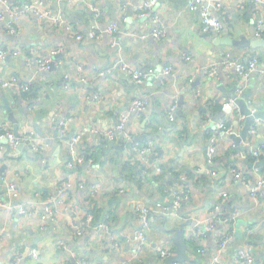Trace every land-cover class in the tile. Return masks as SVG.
Masks as SVG:
<instances>
[{"label":"crops","instance_id":"0c3cea01","mask_svg":"<svg viewBox=\"0 0 264 264\" xmlns=\"http://www.w3.org/2000/svg\"><path fill=\"white\" fill-rule=\"evenodd\" d=\"M143 1L42 0L43 8L61 14L72 31L86 36L82 41L75 39L66 24L57 26L33 12L14 19L6 14L5 20H0V46L10 50L9 57L0 60V79L16 84L0 86V128L19 136L34 131L39 141V150H34L27 141H22L17 148L7 142L0 143V163L6 175V179L0 178V196L6 204L36 205L42 212L67 176L73 175L88 186L97 183L102 186L98 195H92L90 189L68 192L66 206L56 208L59 223L54 228L41 222L37 215L20 217L5 206L0 207L2 262H12L20 252L25 257L21 264L121 263L128 259L135 246L124 240L122 250L101 246L94 226L84 223L88 211L98 207L105 219L110 218L116 232L130 236L138 225L135 206L154 207L160 200L169 201L170 193L166 194L185 185L182 177L186 176V184L192 189L191 201L167 217L158 216L148 236L152 248L173 246L175 253L173 230L186 223V215L208 222L223 206L222 221L215 230L207 232L202 242L190 241L192 226L187 225L185 241L190 261L184 263L210 264L217 252L219 236L233 231L220 259L226 264H235L236 253L250 245L258 262L264 264V259L259 258L264 256V189L259 203H255L246 185L260 177L264 179V167L257 170L250 166L264 160V116L252 124L256 133L249 134L247 142L240 141L245 153L262 149V157L257 160L251 155L246 156V161L233 159L229 152L234 140L221 136L214 126L223 120L234 127L238 138L242 134L247 117L237 105L233 107L234 101L227 94L235 86H239L238 96L247 94L249 106L255 111L259 108L264 111V33L262 37L255 36L257 16L253 14V0H222L221 10L215 13L226 28L221 34L202 31L201 15L189 7L192 0H159L153 14L166 28V36L161 41L152 36L157 25L138 15V5ZM92 6L101 11L100 30L110 23L119 27L115 42L104 32L96 39L87 37L94 21ZM6 8L0 0V15ZM260 15L264 20V4L260 5ZM227 37L259 40L262 44L239 49L216 46L215 41ZM55 50L60 51L53 57L58 64L49 71H40L38 60ZM226 56L241 62L257 58V73L243 80L223 65ZM120 62L143 74L153 69L156 75L149 77L140 88L119 66L115 67ZM211 65L218 66L217 75L212 79L202 74V69ZM79 66L82 72L77 70ZM167 67H173V74L161 77ZM110 68L113 70L108 73ZM66 76L71 80L66 81ZM24 84H28V89L21 91L19 87ZM136 98L148 100L149 108L144 114L131 116L126 129L142 146L148 142L153 144L156 154L151 162L161 172L152 171V174L160 178L159 182L139 174L138 166L134 172L125 169L128 163H141L140 158L130 148L123 147L128 144L123 135L117 133L114 140L108 138L119 124L120 115ZM229 100L233 102L228 108L225 104ZM175 101L179 108L172 121L168 113ZM6 102L13 110V118L5 109ZM208 114L213 121H207ZM58 122L60 125L67 122V131L55 137ZM85 127L90 132L80 143V153L89 155L93 163L85 162L70 172L66 167L69 136ZM212 137L218 138L220 156L215 165L218 176L211 175L206 157ZM258 143L261 145L256 147ZM234 167L242 171L241 177L234 175ZM11 182L17 186L18 200L9 195ZM120 189L124 194L116 193ZM224 194L228 195L227 201L223 199ZM236 212L241 213L240 217L231 219ZM79 227L87 232L78 235ZM200 247L207 250L205 255L197 252ZM33 248L39 249L38 258L28 256ZM165 262L154 250L143 260V264Z\"/></svg>","mask_w":264,"mask_h":264},{"label":"built area","instance_id":"2783aa9c","mask_svg":"<svg viewBox=\"0 0 264 264\" xmlns=\"http://www.w3.org/2000/svg\"><path fill=\"white\" fill-rule=\"evenodd\" d=\"M6 8V12L0 15V20H5L6 14L11 18H17L20 15L27 14V13H35L40 16L41 19L50 21L57 26L65 25L67 26L69 31H72L71 26H69L65 22V18L61 14H56L47 10L42 7V0H26L23 2L16 1V2H8L6 0H1ZM70 2H74L76 0H69ZM159 4V0H145L138 5V15L140 18L144 20H150L154 22L157 26L154 30H152V36L158 41H161L166 36V28L163 24L159 23V18L153 14V10ZM253 14L257 16L256 19V31L255 36L262 37L264 33V20L260 15V5L264 4V0H253ZM190 10L193 12H198L202 17V31L206 34L213 33V34H221L225 30V25L222 22L221 18L216 15L215 13L221 10L222 7V0H192L189 4ZM94 12V21L92 23L91 29L87 34V37L90 39H96L99 37L101 32L107 34L113 42L116 41L117 35L119 34V27L115 23H110L104 26L103 29H99V23L101 19V11L95 7H91ZM124 10L127 9V6H124ZM254 15V16H255ZM73 36L77 41H82L86 36L79 34L78 32L72 31ZM146 38V36H143ZM60 51L55 50L53 53L42 59H39L37 62V67L40 71L46 72L52 69L53 65H57L58 62L54 60V56L59 55ZM10 55V50L6 46H0V60H5ZM191 60V58H187ZM223 65L227 68L233 69L240 78L243 80H249L254 74L257 73L258 68V59L253 58L247 62H241L237 60H233L230 56H226L224 59ZM119 66L120 69L126 72L134 82L141 86L146 83V80L151 77L155 76L156 73L153 69H149L146 74L141 73L137 69L120 62L115 67ZM114 67V68H115ZM78 71L82 72V66L77 68ZM113 68L108 69V73H110ZM173 67H167L162 72V76H169L173 74ZM218 66L211 65L209 67L202 69V74L210 79L214 78L217 75ZM263 77V72H262ZM71 79L66 76V81H70ZM86 81V79H83ZM12 85H16L13 82H6L0 79V86L3 87H11ZM21 91H26L28 89V84L21 85L19 87ZM241 92V91H239ZM232 100H229L225 105L229 108L232 105ZM149 103L146 99H133L129 108L120 115V122L114 128L112 132L108 134V138L110 140H114L115 135L117 133L123 135L125 140L129 142H133V146L131 147V151L140 158L143 167L146 170L161 172L160 168L151 162V159L156 154L153 144L148 142L144 146L135 142V139L127 132L126 123L129 121L131 116H138L139 114H144L148 111ZM179 108L178 101H175L168 113V118L170 120H175L176 112ZM207 121H213V118L210 114L206 117ZM67 122H62L59 127V132L61 135H65L67 131ZM216 130L219 132L221 136H230L233 134H237L236 130L233 126L226 123L225 121H217L214 123ZM90 132V129L85 127L81 131L73 136L69 140V157L66 162V167L70 172L77 170L81 164L86 162V158L83 154L80 153V143L82 139ZM256 133V128L254 126L250 129V134ZM22 141H27L30 146L34 150H39V141L37 139V135L34 131H30L26 133L24 136L18 137L12 131L4 129L3 127L0 128V143L7 142L10 147L17 148ZM218 138L212 137L208 142V147L206 150V157L207 163L210 166L211 170L210 173L212 176H218V170L215 168L216 161L220 156L219 150L217 148ZM2 147L0 146V152ZM232 151L229 153L232 154L233 159H241L243 161L247 160V155H251L253 158L261 159L262 153L260 151L261 148L253 149L251 153H245L234 143L231 146ZM261 149V150H260ZM89 163H93V160L89 159ZM234 169V175L237 177H241V170L238 168ZM2 164L0 163V178L6 179L5 172H1ZM258 170V169H257ZM188 178L186 176L182 177L183 185L181 188L174 189L170 194L169 201H158L154 207H149L146 205H137L134 208V214L137 220V229L136 231L130 236H124L120 232H116L112 227V221H101L96 226H94L93 230L96 232V236L99 240L101 246H109L115 250H122L123 248V240L125 243H132L135 247L132 252H130L129 257L127 260L123 262H117L116 264H143V260L147 253L150 250L156 251V254L162 261H166L168 258L172 257L175 253L173 250V246L169 247H158L157 249H153L151 243L149 241V231L152 227V224L156 221L159 215H165L166 217L181 210L191 201L192 197V189L186 184ZM249 188L250 197L255 203H259V199L262 196V191L264 189V179L262 177L256 179V181L249 182L246 184ZM75 189H82L87 190L90 189V193L92 195H98L102 192L101 184L97 183L95 185L88 186V184L83 181H77L73 175L67 176L64 178L59 184L57 188L56 196L50 200L44 207L42 212L39 211L36 205H31L29 207L25 206H13L11 204H6L4 199L0 196V207L5 206L7 209L11 210L13 213L19 215L20 217L25 216H33L37 215L38 218L43 223H47L50 227H55L59 223V219L57 218L56 208L57 207H65L67 204V194L70 191H74ZM9 195L14 199H19V192L15 183L11 182L8 184ZM124 190L120 189L116 193L119 195L124 194ZM223 199L227 201L228 195L224 194ZM226 203V202H224ZM67 208V207H66ZM223 206L219 208L215 214L209 219L208 222H202L199 220H193V216L186 215L184 220L186 222H190L192 226L190 238L193 240L201 241L206 236L207 232L213 231L216 229L218 223L222 221L223 215L225 211L223 210ZM69 210V209H68ZM71 210V209H70ZM71 212V211H70ZM76 213V212H75ZM241 213L236 212L234 216L231 218H238L240 217ZM86 223H92V217H88L86 219ZM87 229V228H86ZM87 231L83 227H79L77 230L78 235H84ZM249 235L252 234V231L247 232ZM233 237V231H229L225 234L219 236L217 241V252L213 255L210 260V264H226L221 259V252L228 246L229 242ZM190 239V240H191ZM105 241V243H104ZM197 252L201 255H205L207 250L205 247H200ZM40 254L39 249L33 248L29 253L28 256L32 258H38ZM24 255L20 252H17L12 262H2L0 260V264H21L24 259ZM235 264H260L258 262L256 252L254 248L250 245H246L244 249L239 250L235 257H234ZM87 262L84 261L83 264ZM177 264H187V263H177Z\"/></svg>","mask_w":264,"mask_h":264},{"label":"water","instance_id":"95a60500","mask_svg":"<svg viewBox=\"0 0 264 264\" xmlns=\"http://www.w3.org/2000/svg\"><path fill=\"white\" fill-rule=\"evenodd\" d=\"M225 31H226V28H225ZM259 42H260L259 40H255L253 42L247 41L245 39L232 40L229 37H227V39H225V40L220 38L219 41H215V44L218 47H220V46H231V47L239 49V48H243V47H248L250 45L256 46L257 44H259ZM262 43L264 44V41H262ZM139 87L141 88L142 86H139ZM237 89H239V86H235L233 88V90H228L229 92L227 94H229L228 95V96H230L229 98H231L234 101L233 107L235 105H237L240 108L242 114H244L247 117V120H246V126H245L242 134L240 135V137L238 138L236 136V134H233V135H230V138L232 140H234L235 144L239 147V149H241L242 151L245 152L246 149L244 147L240 146V141H242L243 139L245 142L248 141L252 124L256 121V119H260L264 116V111L260 108L258 109V111H255L252 106L248 105L247 94H244L243 97L238 96L237 95ZM182 97H181V99H182L181 103H183V101H184V98H182ZM6 103L7 104L5 105V109L13 118V116H12L13 110H12L9 102H6ZM12 120L15 121V119H12ZM56 126L59 129L60 122H58V124ZM17 135H18V137H20L18 133H17ZM60 135H61L60 132L58 130H55V137H58ZM61 136H63V135H61ZM72 136H73V134H71L69 136V138H71ZM135 142H136V140H135ZM259 145H261V144L258 143L256 145V147H258ZM132 146H133V142H129L127 145H124L123 147H125V148L127 147V148L131 149ZM89 157H90L89 155L85 156L87 163H89ZM250 166H252L255 169L263 168L264 167V160H259L257 162H254ZM2 171H3V169H2ZM69 211H71V210H69ZM188 224L190 225L189 221L186 222L185 224H183L180 228L173 230V233H174L173 239L175 241L177 248L175 250V254L172 257L168 258L166 260L165 264H177V263H184V262L190 261V258L187 255V245H186V241H185V233H186V229H187L186 227ZM250 244H251V242H250Z\"/></svg>","mask_w":264,"mask_h":264},{"label":"trees","instance_id":"16d2710c","mask_svg":"<svg viewBox=\"0 0 264 264\" xmlns=\"http://www.w3.org/2000/svg\"><path fill=\"white\" fill-rule=\"evenodd\" d=\"M252 158V157H251ZM95 161L97 160V157H94L93 158ZM233 162H230V164H232ZM137 166H138V168H139V170H140V172H139V174L141 173V174H144V175H146V176H144V177H149L148 179H150V178H153V179H155L157 182H159V180H160V178L159 177H156V176H153V174H152V172L150 173V170H146L147 172H144L145 171V168L143 167V165H142V163H138V162H131V163H128V164H126V166H125V169H130V171H132V172H134V170H135V168H137ZM80 168V167H79ZM142 176V175H141ZM143 177V176H142ZM169 193L171 194V192H168L166 195L167 196H169ZM170 197V196H169ZM162 201V200H161ZM165 202H167V201H165ZM92 217V223H91V225L92 226H96L99 222H101V221H107V220H110V218L109 219H105V216H103V210H101V209H99L98 207H93L92 209H90L89 211H88V213H87V215H86V217H85V219H84V223L86 222V219L88 218V217ZM227 217H230V216H227ZM111 221V220H110ZM95 222H96V224H95ZM231 223V222H230ZM191 242H193L194 240L193 239H191L190 240ZM196 241V240H195ZM104 243H105V241H104ZM259 258H260V260H263L264 259V256H262V257H260L259 256ZM263 258V259H262Z\"/></svg>","mask_w":264,"mask_h":264}]
</instances>
